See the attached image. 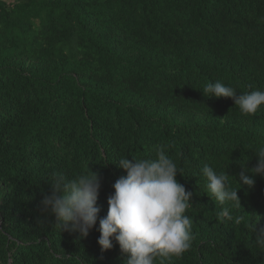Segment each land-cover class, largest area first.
I'll return each mask as SVG.
<instances>
[{"label": "trees", "instance_id": "obj_1", "mask_svg": "<svg viewBox=\"0 0 264 264\" xmlns=\"http://www.w3.org/2000/svg\"><path fill=\"white\" fill-rule=\"evenodd\" d=\"M216 80L237 95L264 90V0H0V264H124L114 239L98 244L126 175L115 162L160 145L193 193V239L155 264H264L250 227L264 228V176L252 188L235 177L257 163L264 105L245 116L232 98L206 97ZM204 164L241 187L233 220L218 217L228 205L206 193ZM92 170L100 212L81 238L40 202L54 175Z\"/></svg>", "mask_w": 264, "mask_h": 264}, {"label": "clouds", "instance_id": "obj_2", "mask_svg": "<svg viewBox=\"0 0 264 264\" xmlns=\"http://www.w3.org/2000/svg\"><path fill=\"white\" fill-rule=\"evenodd\" d=\"M208 97L232 98L240 113L254 115L264 105V90L241 92L216 80L208 82L201 89ZM257 158L254 167L248 161L239 163L241 171L237 180L241 187L255 186V176H264V144L253 149ZM118 167L126 171L120 176L108 197L107 215L100 219L98 244L101 251L114 247L113 239L121 252L127 254L124 264H155L158 257H179L191 247L192 221L186 215L193 193L177 180L180 172L176 163L167 154V146L156 147L151 157L139 158L122 156ZM251 173V175H249ZM200 174L206 180L207 194L214 202L224 206L217 213L221 220H233L231 207L239 208L241 198L229 182V176L218 172L213 166L204 164ZM52 191L45 194L40 202L41 212L54 217L52 221L61 230L79 233L86 237L96 225L100 208L97 200L101 189V179L97 172H85L68 178L54 175ZM239 223V219L235 220ZM256 233L252 241L255 249L264 251V228L257 229V223L250 226ZM163 264V260H161Z\"/></svg>", "mask_w": 264, "mask_h": 264}]
</instances>
